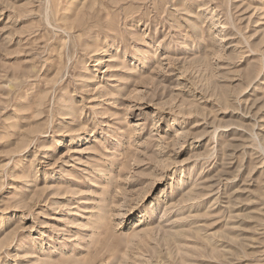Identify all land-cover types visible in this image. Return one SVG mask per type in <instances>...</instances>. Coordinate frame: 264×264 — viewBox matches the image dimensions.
<instances>
[{"label": "rangeland", "instance_id": "rangeland-1", "mask_svg": "<svg viewBox=\"0 0 264 264\" xmlns=\"http://www.w3.org/2000/svg\"><path fill=\"white\" fill-rule=\"evenodd\" d=\"M0 264H264V0H0Z\"/></svg>", "mask_w": 264, "mask_h": 264}]
</instances>
